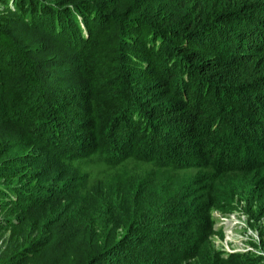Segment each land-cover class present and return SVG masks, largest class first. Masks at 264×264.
Masks as SVG:
<instances>
[{
  "label": "trees",
  "instance_id": "obj_1",
  "mask_svg": "<svg viewBox=\"0 0 264 264\" xmlns=\"http://www.w3.org/2000/svg\"><path fill=\"white\" fill-rule=\"evenodd\" d=\"M235 200L264 213V0H0V264L61 224L81 264H244L212 239Z\"/></svg>",
  "mask_w": 264,
  "mask_h": 264
},
{
  "label": "rangeland",
  "instance_id": "obj_2",
  "mask_svg": "<svg viewBox=\"0 0 264 264\" xmlns=\"http://www.w3.org/2000/svg\"><path fill=\"white\" fill-rule=\"evenodd\" d=\"M14 32L23 40L36 44L39 50L35 56L44 59L43 68L52 72L54 80L64 74L65 67L70 64L61 63L63 57H67L65 50L52 46L45 35L30 29L24 22L14 27ZM57 61L60 63L57 64ZM234 202L235 205L230 210L212 211L214 247L225 252H241L244 254V264H256L255 256L259 253L264 255V213L251 216L253 224L251 225L241 203H237L236 200ZM7 237V230L0 233V255L4 252ZM98 240L97 235L87 226L70 228L62 224L56 225L51 240L30 254L24 255L20 264H81L91 254L100 250Z\"/></svg>",
  "mask_w": 264,
  "mask_h": 264
}]
</instances>
